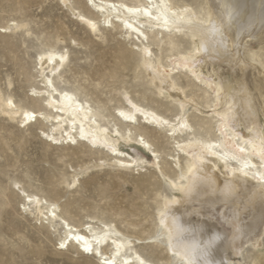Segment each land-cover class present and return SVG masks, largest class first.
<instances>
[{
    "label": "bare ground",
    "instance_id": "bare-ground-1",
    "mask_svg": "<svg viewBox=\"0 0 264 264\" xmlns=\"http://www.w3.org/2000/svg\"><path fill=\"white\" fill-rule=\"evenodd\" d=\"M84 1L96 18L78 11L71 0H59V4L96 36L102 28L116 26L136 36L141 42L136 46L142 69L180 114L170 119L126 95L125 105L118 108L119 118L116 114L106 118L90 101L57 87L55 80L64 74L70 53L56 48L37 59L44 90L34 89L33 93L46 98L43 111L17 105L0 88V114L24 128L40 123L47 127L40 133L46 142L88 145L110 157L99 165L110 162L124 170L143 167L146 152L159 158L150 137L168 138L178 152L173 156V170L180 174L176 179L168 177L172 196L165 199L158 216L166 258L177 264H233L245 249L262 243L264 228V67L250 54L251 44L264 39V0H206L207 18H200L191 6H176L171 0L138 4ZM27 28V24L14 22L5 33L26 31L30 35ZM148 33L163 39L188 37L194 49L171 56L164 64L155 56ZM182 73L214 96L208 112L217 120V139L192 131L187 111L194 109L200 117L206 116L177 82ZM138 118L145 130L135 136L131 125H140ZM159 164L156 159L149 161L151 168ZM79 180L74 177L71 187ZM16 187L25 199V211L44 219L45 228L54 227L64 234L60 250L76 245L97 264H156L136 250L140 240L126 238L116 226L97 227L94 222L76 226L58 213L56 204L27 194L21 184Z\"/></svg>",
    "mask_w": 264,
    "mask_h": 264
},
{
    "label": "rangeland",
    "instance_id": "rangeland-1",
    "mask_svg": "<svg viewBox=\"0 0 264 264\" xmlns=\"http://www.w3.org/2000/svg\"><path fill=\"white\" fill-rule=\"evenodd\" d=\"M121 1L138 4L142 0ZM171 1L176 6H191L200 18L208 17L206 0ZM59 3L0 0V88L5 97H12L22 107L43 111L46 98H37L33 93L34 89L44 90L37 59L41 53L56 48L70 53L64 74L55 80L57 87L90 101L106 118L120 114L118 108L125 105L126 95L170 119L180 114L142 69L136 46L141 42L136 36L127 35L119 26L102 28L96 36ZM71 3L83 14L97 17L84 0ZM14 22L27 24L30 35L26 31L6 34L5 28ZM148 37L155 56L164 64L169 63V57L194 49L185 36L163 39L157 33H148ZM250 54L264 67V39L251 44ZM177 82L205 111L206 117H200L194 109L187 111L192 131L217 139V120L208 112L214 103L212 93L185 73L177 76ZM138 119L140 125H131L135 136L145 130ZM42 129L47 127L40 123L20 127L0 114V264H97L94 257L79 252L76 245L60 250L64 234L54 227L45 228L44 219L25 211V199L16 184H21L27 194L56 204L58 213L76 226L88 222L97 227L114 225L126 238L141 241L136 250L147 259L156 264H177L166 258L163 232L158 226L164 201L172 196L167 179H176L180 174L173 170V156L178 154L174 142L150 137L152 150L158 151L159 158H151L146 152L143 167L124 170L110 162L99 165L110 157L88 145H52L41 138ZM154 159L160 161L156 169L149 167V161ZM77 176L79 183L71 187ZM261 240L258 246L245 249L233 264H264V228Z\"/></svg>",
    "mask_w": 264,
    "mask_h": 264
},
{
    "label": "snow or ice",
    "instance_id": "snow-or-ice-1",
    "mask_svg": "<svg viewBox=\"0 0 264 264\" xmlns=\"http://www.w3.org/2000/svg\"><path fill=\"white\" fill-rule=\"evenodd\" d=\"M26 118H27V116H26ZM33 119H35V117L33 116L32 117ZM74 142V141H73ZM141 142H143V141H141ZM61 247H63V245H61ZM86 251L88 250V249H85Z\"/></svg>",
    "mask_w": 264,
    "mask_h": 264
}]
</instances>
